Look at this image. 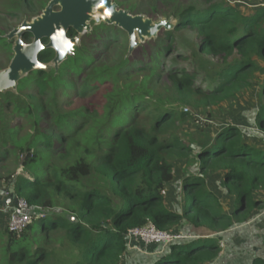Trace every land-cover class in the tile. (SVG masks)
<instances>
[{"label":"trees","instance_id":"16d2710c","mask_svg":"<svg viewBox=\"0 0 264 264\" xmlns=\"http://www.w3.org/2000/svg\"><path fill=\"white\" fill-rule=\"evenodd\" d=\"M8 1L11 10L29 13L50 0ZM125 2L117 6L138 15ZM175 3L176 28L130 55L118 28L92 26L56 69L34 71L16 91L0 93V184L7 196L14 181L16 201L24 200L36 219L21 233L0 230V264H125L128 232L147 223L186 236L156 246L151 264H212L220 235L259 210L264 147L227 125L193 148L183 130L195 112L208 115L258 86L254 121L264 134V6L246 16L226 0ZM181 30L195 34L192 48L177 45ZM3 34L0 48L9 56L13 43ZM53 58L52 50L39 56L44 64ZM182 160L178 213L165 206L162 192ZM214 174L233 200L231 213L207 187Z\"/></svg>","mask_w":264,"mask_h":264},{"label":"rangeland","instance_id":"374dc122","mask_svg":"<svg viewBox=\"0 0 264 264\" xmlns=\"http://www.w3.org/2000/svg\"><path fill=\"white\" fill-rule=\"evenodd\" d=\"M126 1V4H133L135 12L144 15L145 17H152L153 20L159 18H166L174 20L171 13L173 7L176 6L175 1L179 0H116L115 2ZM258 0H226V2L237 10L239 13L249 16L256 12L260 4ZM189 1L188 4H190ZM11 4L8 0H0V34H3L2 38H5L11 30L17 28L23 21L30 22L32 19L41 15L43 10L38 8L34 12H25L24 10H11ZM258 6V7H257ZM125 7V6H123ZM9 12H13V15H9ZM155 14V15H152ZM93 26V24H92ZM120 30V29H119ZM123 32V37L127 34ZM83 36L80 37L82 40ZM128 38V36H127ZM156 39V38H155ZM176 43L181 48H192L194 46L195 34L188 30H181L176 35ZM25 41V40H24ZM150 41V40H149ZM7 42V41H6ZM127 40V44H128ZM8 43V42H7ZM13 43V40H12ZM25 43H28L25 41ZM194 48V47H193ZM9 56H13V53ZM9 56L5 51L0 48V71L8 67L10 60ZM208 73L212 72V68L208 67ZM66 100V99H64ZM259 102V90L258 86H255L243 93V95L235 102L225 103L217 108H213L208 111V115L202 112H195L194 117L186 124L183 133L190 142L191 146L195 148V142L200 137L214 136L220 128L227 125L237 126L245 134L244 140L254 145L257 148L264 147V134H262L255 125V116L257 113V107ZM185 110V109H184ZM183 110V111H184ZM14 158L6 162V170H11L14 168ZM187 167L186 161H176L174 163V181L172 185H168L165 190V206L178 213L182 210L183 202L180 200L181 188L178 186L179 180L183 177V171ZM189 171L192 169L188 168ZM37 175L42 178L44 173L42 172V167L37 169ZM222 176L221 174H214L207 177V187L215 194L223 204L225 212L231 213L233 200L231 197L225 196V191L222 189L221 185ZM4 184H0V198H5L6 194L3 192ZM6 188V185H4ZM264 191L257 194L255 198L259 200L260 205L259 210L253 214L255 216L257 213L264 211ZM4 196V197H3ZM261 207V208H260ZM253 218V217H252ZM8 220V212L0 210V230L6 228ZM251 220V219H250ZM248 220L247 222H249ZM176 232V231H170ZM183 232V231H180ZM235 234V232H233ZM183 234H185L183 232ZM259 233L253 236H258L264 240V233L260 235ZM222 240L221 252L218 259L212 264H234L238 260L237 264H240V260L250 264L251 260L255 256V245L250 244V251H245V243L238 238H230V233L226 232L220 235ZM224 237V238H223ZM223 238V239H222ZM240 240V241H239ZM264 244V243H263ZM262 247H264L262 245ZM159 247L155 245H149L145 247L144 244H134L129 246L128 253L124 259L125 264H151L150 258L157 254ZM163 249V248H161ZM160 249V250H161Z\"/></svg>","mask_w":264,"mask_h":264},{"label":"water","instance_id":"95a60500","mask_svg":"<svg viewBox=\"0 0 264 264\" xmlns=\"http://www.w3.org/2000/svg\"><path fill=\"white\" fill-rule=\"evenodd\" d=\"M93 26L104 24L124 31L128 36V54L146 41L157 38L162 31H173L177 21L159 18L154 21L144 15H132L120 9L112 0H50L41 15L30 22L23 21L11 30L5 39L12 42L13 56L8 67L0 71V93L16 91L20 80L34 71L57 68L80 45V37L88 34ZM74 36H68V32ZM30 36L25 43L23 38ZM45 50L54 52L53 60L44 64L39 60ZM8 196L3 207L16 202L14 181L8 186Z\"/></svg>","mask_w":264,"mask_h":264},{"label":"built area","instance_id":"2783aa9c","mask_svg":"<svg viewBox=\"0 0 264 264\" xmlns=\"http://www.w3.org/2000/svg\"><path fill=\"white\" fill-rule=\"evenodd\" d=\"M164 194L162 192V195ZM35 220L31 216L27 203L24 200H17L9 207L6 228L12 233H21L28 226L32 225ZM184 238L186 236L181 235V233L158 231L151 223H147L140 228L132 229L127 235L128 246L142 243L145 247L149 245L166 246L176 240H182Z\"/></svg>","mask_w":264,"mask_h":264},{"label":"crops","instance_id":"0c3cea01","mask_svg":"<svg viewBox=\"0 0 264 264\" xmlns=\"http://www.w3.org/2000/svg\"><path fill=\"white\" fill-rule=\"evenodd\" d=\"M257 2L260 3V4H258L259 7L264 6V0H258ZM233 232H235V234ZM228 233H230V236H229L230 238L234 237L235 239L238 238L241 241H243L246 245V247L244 249L247 252L250 251V244L251 243L253 245H255L256 246L254 248L255 249V253H254L255 256L256 257L260 256V257L264 258V247H262V245L264 246V244H263L264 240L261 238H258V236H253V235L258 234V233L260 235H262L264 233V211L261 212V214L257 213L255 216H253V218H251V220L249 222H246L245 224H242L240 226H236V227L232 228L230 231H228ZM260 235H259V237H260ZM221 246H222V240H221ZM237 263H238V260H236L234 262V264H237ZM240 264H244V262L242 260H240ZM246 264H249V263H247V261H246Z\"/></svg>","mask_w":264,"mask_h":264},{"label":"clouds","instance_id":"9594fccd","mask_svg":"<svg viewBox=\"0 0 264 264\" xmlns=\"http://www.w3.org/2000/svg\"><path fill=\"white\" fill-rule=\"evenodd\" d=\"M17 173H19V170H17ZM7 196H8V195H7ZM7 196H6V197H7ZM6 197H5V198H6ZM11 206H12V205H11ZM4 211H5V210H4Z\"/></svg>","mask_w":264,"mask_h":264}]
</instances>
